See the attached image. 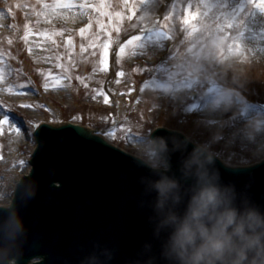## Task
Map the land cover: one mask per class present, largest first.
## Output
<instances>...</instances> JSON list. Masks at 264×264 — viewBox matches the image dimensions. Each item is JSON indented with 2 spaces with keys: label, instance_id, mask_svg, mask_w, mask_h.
I'll return each mask as SVG.
<instances>
[{
  "label": "rangeland",
  "instance_id": "374dc122",
  "mask_svg": "<svg viewBox=\"0 0 264 264\" xmlns=\"http://www.w3.org/2000/svg\"><path fill=\"white\" fill-rule=\"evenodd\" d=\"M210 1L214 15L208 12L200 22V0H0V12L8 23L0 38V74L9 73L0 87L6 80L11 89L9 93L0 88V105L21 122L23 136L18 137L22 140L18 158L5 167L18 146L11 147L9 140V133L17 134L16 125H3L0 132V204L10 202L12 182L30 167L36 145L34 136L23 131V119L28 125L80 124L134 155L139 141L146 142L157 126H166L182 131L227 164L261 160L264 146L259 148V132L243 124L242 117L253 110L259 111L257 120L264 115V62L246 58L238 67L227 68L222 57L223 50L234 45L230 36L237 19L250 6L264 7V0ZM69 3L85 12L81 28L51 25L37 30L33 25L43 24L46 14ZM189 4L195 19L191 26L182 25ZM108 10L122 17H106ZM109 29L113 43L106 66L102 45L109 42ZM168 32L173 34L171 40ZM98 33L103 39L100 46L95 41ZM131 34L143 39L119 53V42ZM17 88L29 89L23 94H31L33 100L26 104L30 107L15 103L18 95L12 90ZM211 91L227 93L237 104L236 114L224 118L212 113L218 121L201 116L199 107ZM3 99L9 103H2Z\"/></svg>",
  "mask_w": 264,
  "mask_h": 264
},
{
  "label": "water",
  "instance_id": "95a60500",
  "mask_svg": "<svg viewBox=\"0 0 264 264\" xmlns=\"http://www.w3.org/2000/svg\"><path fill=\"white\" fill-rule=\"evenodd\" d=\"M40 123L32 168L21 177L9 205L22 226H0V264H146L149 256H158L152 197L141 179L150 170L84 126ZM171 130L158 128L152 136L187 144L183 153L173 154L178 172L182 155L191 153L194 143L177 128ZM212 167L242 197L264 206V159L231 167L214 156ZM7 215V207L0 209V218Z\"/></svg>",
  "mask_w": 264,
  "mask_h": 264
},
{
  "label": "clouds",
  "instance_id": "9594fccd",
  "mask_svg": "<svg viewBox=\"0 0 264 264\" xmlns=\"http://www.w3.org/2000/svg\"><path fill=\"white\" fill-rule=\"evenodd\" d=\"M228 100L225 93L216 103ZM252 123L257 132L264 131V120ZM186 148L163 135L136 146L134 158L150 170L141 179L152 197L150 219L160 241L159 255L149 256L146 264H264V206L242 197L235 184L224 183L203 145L194 143L174 170L173 154ZM5 207L8 215L0 218V226H22L17 211L0 205Z\"/></svg>",
  "mask_w": 264,
  "mask_h": 264
},
{
  "label": "bare ground",
  "instance_id": "6f19581e",
  "mask_svg": "<svg viewBox=\"0 0 264 264\" xmlns=\"http://www.w3.org/2000/svg\"><path fill=\"white\" fill-rule=\"evenodd\" d=\"M228 1V0H227ZM184 3V0H183ZM72 7H64L59 9H53L48 14H46V19L43 21V24H39L34 22L33 25L37 26L36 29L40 30V26L42 27H49L51 25H55L61 28L64 27H70L72 25L78 26L79 28L82 27L85 19V12H78L77 6L72 4ZM212 6V2L210 0H200V7L198 8V11H203L199 21L202 22L203 19H205L207 13L209 12V15H214L215 11L209 10ZM263 5H257V6H250L245 13H242L241 16L237 19V21L234 24L235 33L230 36L231 38H234V45L232 48H230L228 51L226 49L223 50V57H222V66L223 67H238L241 60H245L246 58L250 59H256L264 62V16H262L258 11H260V8H262ZM83 8L86 9V6L83 5ZM82 8V9H83ZM83 9V10H85ZM86 20V19H85ZM40 21H42L40 19ZM8 26V23L5 21V13L0 12V38L3 37L6 33V27ZM69 39V36H66V40ZM37 40H33L35 43ZM98 44V46L101 45L103 39L100 37V34H97V38L95 40ZM38 53H42L40 45L37 48ZM243 53V58L241 59L240 54ZM5 75V78L8 77L9 73L0 74V82L1 79H3ZM7 79V78H6ZM2 89L9 90V93L11 92V89H9V86L5 82L1 83ZM29 89L25 88H17L12 90L13 92L17 93L18 97L15 99V103L18 105L22 104H28L33 100L31 98V94H26L23 92L28 91ZM12 94V93H11ZM15 94H12L14 96ZM177 96L179 94H176ZM223 96L222 94H219L217 91H211L206 93L202 106L199 107V114L201 116H208L207 120H214L218 121V119L212 118L210 116L212 113L217 112L222 117L227 116H233L236 114L235 107H237V104H234V101L229 99L227 102H223L221 104H217L216 101ZM2 103H9V100L3 99L1 100ZM255 111V112H254ZM4 110L0 107V120L3 117ZM263 114V113H262ZM259 116L258 110L250 111L249 114L242 117V123L246 126L253 125V121H256L257 119L255 117ZM261 116V115H260ZM264 120V115L262 116V119ZM89 129V128H88ZM92 130V129H91ZM93 131V130H92ZM19 136L23 137L22 134L19 132L16 135L14 133H9L11 147L17 146L16 149L13 150V153L6 159V165L5 167H8L9 164L13 161H15L18 158L19 154V148L22 147V140L21 138H18ZM16 140L18 141L16 143ZM258 141L260 142L259 148H262L264 145V131H260L258 134ZM30 167L24 170V174L26 175L29 171ZM18 179H14L11 185V188L14 189L17 185ZM1 191V187H0ZM12 193L9 196V201L12 198ZM6 204H9L6 203Z\"/></svg>",
  "mask_w": 264,
  "mask_h": 264
},
{
  "label": "snow or ice",
  "instance_id": "6c2138e0",
  "mask_svg": "<svg viewBox=\"0 0 264 264\" xmlns=\"http://www.w3.org/2000/svg\"><path fill=\"white\" fill-rule=\"evenodd\" d=\"M67 7H72V4H67ZM98 7V6H97ZM105 7H107V5H105ZM261 13H264V7L260 8ZM135 14V9H133V15ZM104 15L106 17H122V13H111L110 10L105 11ZM195 19V15L192 12V6L191 4H189L188 6V15H187V19H183L182 18V25H188L191 26L192 25V21ZM114 23H115V19H114ZM182 28V27H181ZM102 30H103V26H102ZM81 35H83V30H81ZM111 35H112V30L109 29L108 31V36H109V42L107 44L102 45L103 48V57H104V63L106 66H108L109 64V58L111 56V52H110V48L112 47V41H111ZM167 38L169 40H171L173 38V34L171 32L166 33ZM231 34L229 33V36ZM143 39V37L141 35H137V34H131L129 35L126 39H121V41L119 42V46H118V52L119 53H124L125 49L128 46L134 45L135 42L137 41H141ZM145 71H147V67L145 66ZM117 75H122V73H117ZM177 77L179 78V74H177ZM172 85L169 84L168 87H171ZM45 87H47V85H45ZM213 90H215V88H213ZM22 107H30L31 105H26V104H22ZM0 107H3L2 105H0ZM15 124V131L17 133H19L22 128H21V122L16 121L15 116L10 112V111H5L2 117V120H0V132H3V125H12ZM41 125L39 122H34L31 125H28V122L26 119H23V131L25 133H29L33 136L36 137V133L39 131ZM81 131H86L85 129H81ZM109 135H111V133H109ZM217 139H219L220 137L217 136ZM25 161H21V164H25Z\"/></svg>",
  "mask_w": 264,
  "mask_h": 264
}]
</instances>
